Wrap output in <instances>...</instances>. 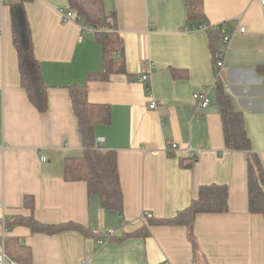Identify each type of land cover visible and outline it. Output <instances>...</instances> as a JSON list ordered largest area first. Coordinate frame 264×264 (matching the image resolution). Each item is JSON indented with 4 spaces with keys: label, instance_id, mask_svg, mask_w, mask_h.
<instances>
[{
    "label": "crops",
    "instance_id": "1",
    "mask_svg": "<svg viewBox=\"0 0 264 264\" xmlns=\"http://www.w3.org/2000/svg\"><path fill=\"white\" fill-rule=\"evenodd\" d=\"M104 3L114 15L108 30L123 45L111 58L125 64V71L106 77L95 29L62 15L71 10L69 0H0V248L5 240L19 264H264V216L249 209L247 154L226 147L218 103L222 84L264 165V7L259 0H203L206 22L229 23L234 31L218 77L214 49L223 37L203 27L186 29L187 0ZM17 4L48 85L46 112L21 84L12 29ZM83 25L90 30L80 40ZM150 70L149 89L141 76ZM73 84L86 85L90 102L111 108V122L98 124L95 134L98 145L102 139L103 148L117 152L121 216L104 209L85 181L65 178L66 162L83 154ZM196 92L210 99L197 113ZM167 143L178 149L167 153ZM211 184L228 186L229 209L196 215L195 253L186 225L152 221L175 217ZM26 196L33 197V208ZM16 216L74 222L85 232L18 225L4 238L1 219ZM110 228L118 230L116 239L99 246L91 231L105 236Z\"/></svg>",
    "mask_w": 264,
    "mask_h": 264
},
{
    "label": "trees",
    "instance_id": "2",
    "mask_svg": "<svg viewBox=\"0 0 264 264\" xmlns=\"http://www.w3.org/2000/svg\"><path fill=\"white\" fill-rule=\"evenodd\" d=\"M70 8L81 21L92 26L96 31L97 40L104 50V77L114 69L125 71L124 61L118 62L111 55L122 49L121 38L110 33L114 15L107 13L104 0H69ZM189 26H207L211 37L222 36L230 32L229 23L212 25L206 22L203 11V0H187ZM23 5H13L12 29L14 44L19 59L21 84L26 90L30 101L42 112L48 109V85L45 82L40 61L36 57L31 29L25 15L20 23L18 15ZM222 39V38H221ZM223 47V39L214 49L217 62L218 54ZM218 103L225 130L226 147L230 150H241L247 154L248 182H249V209L252 213L264 216V165L260 156L252 149L250 138L244 125L243 114L235 110L229 95L223 85L219 84ZM70 94L73 108L79 121L82 138L83 154L80 157L66 162L65 178L70 181L82 180L87 183L91 196L100 199L101 206L106 210L117 211L121 216L124 209V193L122 189L117 152L107 150L98 145L95 128L98 124H108L112 119L111 108L108 105L95 104L89 101L86 85H71ZM229 188L226 185L211 184L200 188L199 196L175 217L169 219H154L157 224H182L188 227V236L193 244L194 252H199L198 243L194 234V221L199 213L226 212L229 209ZM25 205L33 208V197H25ZM2 225L8 230L18 225H26L32 230L46 233H58L63 230H78L85 232L84 227L74 222L59 224H44L33 217L16 216L11 219H1ZM98 239L105 237L100 233L91 231ZM102 236V237H101ZM6 237V235H5ZM116 239L113 236L109 242ZM5 243V240H4ZM6 247V243H5ZM6 252L7 251V248Z\"/></svg>",
    "mask_w": 264,
    "mask_h": 264
},
{
    "label": "built area",
    "instance_id": "3",
    "mask_svg": "<svg viewBox=\"0 0 264 264\" xmlns=\"http://www.w3.org/2000/svg\"><path fill=\"white\" fill-rule=\"evenodd\" d=\"M260 3L262 4V6L264 7V0H259ZM63 17L65 20H73L75 19V14L73 11H62ZM226 23H222L220 25L225 26ZM203 28H207V26H202ZM197 27H193L191 28L190 26H186V29L191 30V29H195ZM90 28L88 26L83 25L82 26V34L80 35V40H83L85 38V36L88 34ZM242 32L245 31V27H241L240 29ZM234 34V31H230L228 33H225L223 35V47L221 52H219L218 54V59L216 62V67H217V76L219 77L224 65H225V60H226V56L227 53L229 51V46H230V41L232 38V35ZM150 67L154 68L155 67V63L154 62H150ZM151 77H152V72L151 70L144 73L141 76V80L148 83L149 84V89H150V81H151ZM194 97V106H193V110L195 113H197L201 108L206 107L209 105L210 103V99L207 96L206 92H196L193 95ZM150 108L152 109H156L158 108V102L156 101L155 97L151 96V101H150ZM103 141L102 139L99 141V145L102 146ZM165 151L167 153H173L178 149V144L177 143H167L165 145ZM196 157V152L194 150L191 151V158L194 159ZM144 218L147 220V215L144 216ZM118 234V230L117 229H113L110 228L108 229L105 237H102L100 239H98L97 244L99 246L104 245L106 243L109 242V239L113 236H116ZM86 263V261H84ZM0 264H18L13 260H10L6 251L4 249L0 250ZM161 264H170L169 262H164Z\"/></svg>",
    "mask_w": 264,
    "mask_h": 264
},
{
    "label": "bare ground",
    "instance_id": "4",
    "mask_svg": "<svg viewBox=\"0 0 264 264\" xmlns=\"http://www.w3.org/2000/svg\"><path fill=\"white\" fill-rule=\"evenodd\" d=\"M69 11H72V10H69ZM63 15V14H62ZM76 16V15H75ZM73 20H76V21H80L79 19H78V17H75V19H73ZM87 36V35H86ZM85 36V37H86ZM80 39V38H79ZM100 141V140H99ZM42 159L43 160H46V158L45 157H42ZM3 220H5V217H3ZM3 226V237L5 238V235H6V231H7V229L4 227V225H2ZM6 247H5V243L3 242V244H2V247L0 248V250L1 249H4L5 251H6V249H5ZM7 253V252H6ZM7 255H8V253H7ZM8 257H9V255H8ZM9 259L10 260H13V259H11L10 257H9ZM13 261H15V260H13ZM16 262V261H15ZM16 263H18V262H16ZM19 264V263H18Z\"/></svg>",
    "mask_w": 264,
    "mask_h": 264
}]
</instances>
